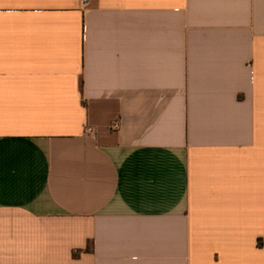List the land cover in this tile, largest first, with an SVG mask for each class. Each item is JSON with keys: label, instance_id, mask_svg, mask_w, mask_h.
<instances>
[{"label": "crops", "instance_id": "crops-1", "mask_svg": "<svg viewBox=\"0 0 264 264\" xmlns=\"http://www.w3.org/2000/svg\"><path fill=\"white\" fill-rule=\"evenodd\" d=\"M0 264H264V0H0Z\"/></svg>", "mask_w": 264, "mask_h": 264}, {"label": "built area", "instance_id": "built-area-1", "mask_svg": "<svg viewBox=\"0 0 264 264\" xmlns=\"http://www.w3.org/2000/svg\"><path fill=\"white\" fill-rule=\"evenodd\" d=\"M90 0H80V3L84 6L86 5ZM86 132L91 133L90 130H86Z\"/></svg>", "mask_w": 264, "mask_h": 264}, {"label": "trees", "instance_id": "trees-1", "mask_svg": "<svg viewBox=\"0 0 264 264\" xmlns=\"http://www.w3.org/2000/svg\"><path fill=\"white\" fill-rule=\"evenodd\" d=\"M85 251H90V248H89V246L85 249Z\"/></svg>", "mask_w": 264, "mask_h": 264}]
</instances>
